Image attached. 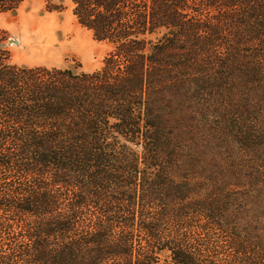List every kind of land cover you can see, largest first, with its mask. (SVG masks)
<instances>
[{"label": "trees", "instance_id": "trees-1", "mask_svg": "<svg viewBox=\"0 0 264 264\" xmlns=\"http://www.w3.org/2000/svg\"><path fill=\"white\" fill-rule=\"evenodd\" d=\"M71 2L98 71L0 29V264H264V0Z\"/></svg>", "mask_w": 264, "mask_h": 264}, {"label": "rangeland", "instance_id": "rangeland-1", "mask_svg": "<svg viewBox=\"0 0 264 264\" xmlns=\"http://www.w3.org/2000/svg\"><path fill=\"white\" fill-rule=\"evenodd\" d=\"M63 11H51L45 1L24 3L16 12L0 14V29L7 33L4 47L11 62L29 67L72 68L92 73L104 66L113 51L110 44L96 41L73 14L71 0Z\"/></svg>", "mask_w": 264, "mask_h": 264}]
</instances>
